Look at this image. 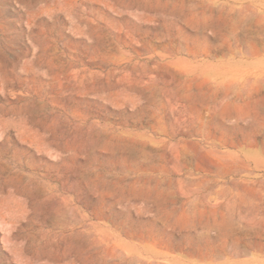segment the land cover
Listing matches in <instances>:
<instances>
[{
    "label": "rangeland",
    "instance_id": "obj_1",
    "mask_svg": "<svg viewBox=\"0 0 264 264\" xmlns=\"http://www.w3.org/2000/svg\"><path fill=\"white\" fill-rule=\"evenodd\" d=\"M2 202L0 264H264V0H0Z\"/></svg>",
    "mask_w": 264,
    "mask_h": 264
},
{
    "label": "bare ground",
    "instance_id": "obj_2",
    "mask_svg": "<svg viewBox=\"0 0 264 264\" xmlns=\"http://www.w3.org/2000/svg\"><path fill=\"white\" fill-rule=\"evenodd\" d=\"M250 48H251V47H250ZM253 49H254V48H253ZM253 49H252V50H253ZM252 50H251V51H252ZM219 75H220V74H219ZM229 86L231 87V86H232V83H230ZM6 204H7V203H6ZM4 205H5V203H3V202L0 204V210H4V208H5Z\"/></svg>",
    "mask_w": 264,
    "mask_h": 264
}]
</instances>
